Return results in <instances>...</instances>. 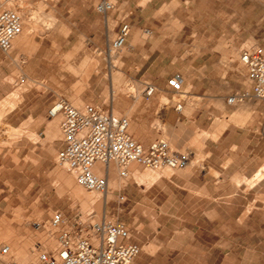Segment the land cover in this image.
Masks as SVG:
<instances>
[{
  "label": "rangeland",
  "instance_id": "obj_1",
  "mask_svg": "<svg viewBox=\"0 0 264 264\" xmlns=\"http://www.w3.org/2000/svg\"><path fill=\"white\" fill-rule=\"evenodd\" d=\"M171 1L162 9L164 15L149 22L153 28L149 44L155 53L150 54L148 66L156 74L163 69L169 73L176 70L182 58L192 60L198 46L212 48L222 54V64L246 72L239 63L240 51L256 45L264 47V0ZM85 3L0 0V10L21 11L24 22L31 19L34 24L31 43L6 53L8 69L3 82L7 87L0 93V250L13 246L4 258L17 264H39L43 253L58 255L61 230L75 228L76 223L87 227L99 219L125 224L130 240L141 248L138 264H264V182L251 191L259 181L235 176L221 186L222 197L198 200L193 197L192 183L184 182L195 162L175 170L130 165L140 173L151 169L159 174L156 179L139 181L130 174L125 184L111 188L112 198L103 204H89L73 195L64 175L72 173L56 162L62 138L59 122L52 128L53 138L47 136L52 121L47 111L57 98H65L80 109L86 104L103 105L105 110L110 106L116 115L130 119V132H136L133 138L137 142L146 145L148 137L134 129V109L118 106L121 96L125 100L128 95L135 100L142 98L143 87L134 86L125 70V61L131 56L128 41L121 52H106L108 40L115 36L111 29L116 22L111 14L104 16L105 37L93 39L88 33L78 38ZM117 10L116 6L114 12ZM87 22L90 26L94 21ZM71 30L75 34L65 40ZM174 31L184 35L173 39ZM54 32L62 37L54 39ZM164 42L168 51L165 56L158 52ZM115 56L117 68L111 67ZM113 70L122 73L117 84ZM246 87L250 88L249 81ZM78 89L94 90V100L77 102L75 98H81ZM18 92L21 102L16 108L3 107ZM163 101L167 102L165 98ZM157 137L166 140L173 151L184 152L165 132ZM112 169L109 182L119 178L114 163ZM56 211L64 214L67 225L54 230L49 220Z\"/></svg>",
  "mask_w": 264,
  "mask_h": 264
},
{
  "label": "crops",
  "instance_id": "obj_2",
  "mask_svg": "<svg viewBox=\"0 0 264 264\" xmlns=\"http://www.w3.org/2000/svg\"><path fill=\"white\" fill-rule=\"evenodd\" d=\"M91 1L85 0V14L81 21L83 29L79 30L77 37L87 36L90 33L91 38L102 39L106 35L104 16L96 11V5L102 0H96L94 4H91ZM111 1L118 9L117 13L114 11L109 13L116 22L111 31L116 36L124 23L130 26L127 41L131 56L125 61L127 76L136 83L134 86L143 87L141 100H135L130 95L126 98L128 100H125L121 96L118 105L121 109L124 106L134 109L131 114L134 129H139L140 135L148 136L145 140L146 145L139 140L138 142L147 147L159 139L157 136L165 132L172 142L178 143L179 150L190 153V163L195 162V164L191 166V172L184 182L192 183L193 197L198 200L222 197L219 192L227 179L229 182L235 176H243L247 180L253 179L264 166V102L252 99L237 105L227 102L229 97L248 89L246 72L222 64L220 61L222 54L212 48L198 46L191 54L192 60L182 58L179 62L181 65L176 70L169 73L163 69L159 74L154 73L148 66L150 54L155 53L149 44V39L153 37V28L149 22L152 18L158 19L164 15L165 11L162 9L172 1ZM177 7L178 5L175 9ZM88 19L94 21L90 26ZM139 32L141 41L140 38L138 39ZM56 33L54 32L51 37L54 39L62 37L61 34ZM74 34L75 32L71 30L64 36L65 40ZM178 35L184 33L172 32L173 39ZM195 35L192 34L193 37ZM164 37L166 38L167 35L165 34ZM158 52L164 56L168 54L167 42H164V47H158ZM7 69V55L0 49V93H4L7 87L3 82ZM172 77H178L181 81L182 93H176L168 85V80ZM100 81L98 79L97 82ZM146 84L155 87L154 93L150 96L144 93ZM80 92L81 90L78 89L77 93ZM93 95L94 90L85 89L81 92V98L76 97L75 100L83 104L93 101ZM111 96L110 100H113V93ZM163 98L167 102H164ZM6 102L3 107L7 105ZM180 102L182 109L177 111L176 106ZM101 107L105 108L103 105ZM47 118H49L48 111ZM56 119L59 122L58 118L51 119L48 125L47 136L50 140L55 135L52 128L57 126ZM130 130L131 121L129 132ZM130 134L134 137L136 132L132 130ZM62 146L61 138L60 149ZM95 172L103 175L98 170ZM227 174L228 177L225 176ZM256 181L259 183L254 185L251 191L261 187L264 174ZM243 185L244 183L240 186ZM235 190L239 189L235 188ZM211 191L214 193L211 194Z\"/></svg>",
  "mask_w": 264,
  "mask_h": 264
},
{
  "label": "built area",
  "instance_id": "obj_3",
  "mask_svg": "<svg viewBox=\"0 0 264 264\" xmlns=\"http://www.w3.org/2000/svg\"><path fill=\"white\" fill-rule=\"evenodd\" d=\"M116 10L111 0H102L96 5V11L103 16ZM23 31V20L14 9L0 10V49L9 53L13 41ZM130 26L124 23L119 33L108 40V54L121 51L126 45ZM239 63L245 68L250 88L229 97L231 105L247 100L264 102V47L256 45L242 49ZM168 85L182 93V84L178 77L168 80ZM155 87L146 84L144 93L150 96ZM182 103L176 106L181 111ZM50 119H59L63 146L58 151L56 162L75 175L78 183L86 190L105 192L108 188L107 176L110 165H117L122 178H129L131 164L153 169L170 170L185 168L191 156L188 152L173 151L164 139H157L149 146L137 142L129 132L130 119L118 116L112 108L86 104L83 109L73 106L65 98H57L48 110ZM99 165L104 175L95 172ZM52 229L67 225L62 212L56 211L49 220ZM89 233L96 236V241ZM131 233L120 221H104L95 227L76 223L75 228L63 229L59 236L60 250L57 256L43 253L39 264H138L136 259L141 248L131 240ZM10 254V248L0 250V264H17L4 257Z\"/></svg>",
  "mask_w": 264,
  "mask_h": 264
},
{
  "label": "bare ground",
  "instance_id": "obj_4",
  "mask_svg": "<svg viewBox=\"0 0 264 264\" xmlns=\"http://www.w3.org/2000/svg\"><path fill=\"white\" fill-rule=\"evenodd\" d=\"M262 1V0H261ZM19 15L22 17V13H21V11H19ZM22 20H23V18H22ZM33 26H34V24H33V21H31V19H27V21H25L24 22V20H23V31H22V33L17 37V39H15L13 42H14V44H15V47L16 46H18V47H23V46H25V44H27V43H31V39H32V37H31V34H32V28H33ZM37 29V28H36ZM12 47H13V44H12ZM11 50H12V48H11ZM123 50V49H122ZM121 50V51H122ZM120 51V52H121ZM118 55V54H117ZM113 57H114V55H113ZM117 58H118V56H115V59H112V60H114V63L112 62L111 63V67H113V68H117V66H116V63H117ZM114 71V73H113V75H112V78H113V81H114V83L115 84H117L119 81H120V79L122 78V73H120L119 71H117V70H113ZM107 93V92H106ZM113 93L115 94V90H113ZM21 102V98H20V96H19V92H18V94L17 95H14V98H12L11 100H9L8 102H6L7 103V105L8 106H10L9 108L10 109H12L13 107H15L18 103H20ZM1 106V105H0ZM5 106V105H4ZM9 109V110H10ZM58 120L56 119L55 120V122H57ZM7 127H9L8 125H7ZM7 130H9V129H7ZM12 130V129H11ZM14 130V129H13ZM12 130V132H15V131H13ZM7 132H11V131H7ZM12 134V133H11ZM18 134V133H17ZM13 136H14V133L12 134ZM32 136H33V134H32ZM32 139V138H31ZM131 165H136V164H131ZM117 166V165H116ZM118 168V167H117ZM66 168L64 167V170H65ZM64 170H62V171H64ZM96 170H98V171H100L101 173H103V175H104V172L103 171H101V168H100V166L99 165H97L96 167H95V171ZM61 171V172H62ZM128 172H130L129 173V175L130 174H133L134 176H135V179H138V181L139 180H142V179H147V178H150V179H156L157 178V176H158V171L157 170H148L147 172H143V173H140V172H138L136 169H134V168H132V167H130L129 169H128ZM63 173H65V172H63ZM111 173H112V164L110 165V173L108 174V176H107V179H108V188H107V190L105 191V192H97V191H91L92 193H87V191H85V190H83V188H81V185L78 183V181H77V179H76V177H75V175L74 174H70V175H66V174H64L65 176H67V178H68V183H69V186H70V188L72 189V192H73V195H75V197H77V198H81V197H83V198H85V200H87V202L89 203V204H91V203H98V202H101V204H103V203H107V201H109L111 198H112V194H111V188H119L121 185H123V184H125L126 183V181H127V179L128 178H122L121 176H120V174H119V170H118V175H119V178L117 179V180H115L114 182H109V177H110V175H111ZM264 174V168L253 178V180L252 181H256V180H258V179H260L261 177H262V175ZM150 179H148V180H150ZM251 181V182H252ZM142 182V181H141ZM151 183V182H150ZM97 192V193H96ZM97 221V222H96ZM95 222H93V226L95 227L96 225H98V224H100V223H102V222H100L99 221V219L98 220H96ZM100 222V223H99ZM104 222V221H103ZM90 234V237L93 239V241H96L95 239H96V236L93 234V233H89ZM46 240V239H45ZM46 242V241H45ZM46 244H48V243H46ZM52 245H54V243L52 244ZM54 246H56V245H54ZM11 250H12V248H13V246L12 245H9L8 246ZM44 247V246H43ZM45 248V247H44ZM53 248V247H52ZM56 247H54V249H55ZM46 249V248H45ZM57 249V248H56Z\"/></svg>",
  "mask_w": 264,
  "mask_h": 264
}]
</instances>
